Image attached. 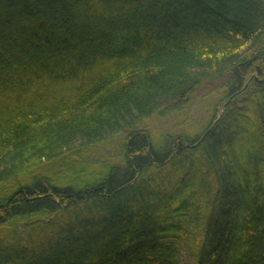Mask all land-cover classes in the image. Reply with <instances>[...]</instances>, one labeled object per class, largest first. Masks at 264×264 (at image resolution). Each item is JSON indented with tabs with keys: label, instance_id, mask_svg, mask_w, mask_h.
Masks as SVG:
<instances>
[{
	"label": "trees",
	"instance_id": "16d2710c",
	"mask_svg": "<svg viewBox=\"0 0 264 264\" xmlns=\"http://www.w3.org/2000/svg\"><path fill=\"white\" fill-rule=\"evenodd\" d=\"M185 251L264 264V0H0V264Z\"/></svg>",
	"mask_w": 264,
	"mask_h": 264
},
{
	"label": "rangeland",
	"instance_id": "374dc122",
	"mask_svg": "<svg viewBox=\"0 0 264 264\" xmlns=\"http://www.w3.org/2000/svg\"><path fill=\"white\" fill-rule=\"evenodd\" d=\"M206 87H201L197 94L192 99L190 105L188 106L187 110L179 113L178 115H174L169 118H165L163 120L157 121V125H164L165 128H173L175 124L180 121H189L188 122H195L199 120L203 122L206 120V113L209 110V107L214 103L216 100V96H205ZM163 127V126H162ZM185 258L183 260V264H193L192 260L189 256V252L185 251Z\"/></svg>",
	"mask_w": 264,
	"mask_h": 264
}]
</instances>
